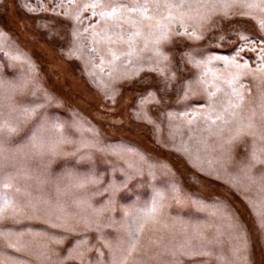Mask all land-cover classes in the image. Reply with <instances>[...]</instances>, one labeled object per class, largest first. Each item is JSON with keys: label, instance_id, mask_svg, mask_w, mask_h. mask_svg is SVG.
<instances>
[{"label": "rangeland", "instance_id": "obj_1", "mask_svg": "<svg viewBox=\"0 0 264 264\" xmlns=\"http://www.w3.org/2000/svg\"><path fill=\"white\" fill-rule=\"evenodd\" d=\"M0 81L67 141L7 146L0 264H112L129 229L123 264H264V0H0Z\"/></svg>", "mask_w": 264, "mask_h": 264}, {"label": "snow or ice", "instance_id": "obj_2", "mask_svg": "<svg viewBox=\"0 0 264 264\" xmlns=\"http://www.w3.org/2000/svg\"><path fill=\"white\" fill-rule=\"evenodd\" d=\"M152 0H146V3H151ZM95 7V4L93 5ZM115 11V9H113ZM147 11V8H145ZM104 15V13H101ZM241 40H247L245 36L240 37ZM241 50L237 49L235 56L232 57L234 61L237 57H240ZM216 59H227L226 57H216ZM16 92V87L14 85H9L6 82L0 81V179H6L11 181L14 179L12 173L21 163L19 159V152L23 149H18L12 151L8 145L16 137L17 133L20 131V123L35 117L32 120V124L28 127L24 136L20 140L25 141V148L29 149L32 153L38 155H54L59 144L67 142L65 140L56 139L55 134L59 132L60 125L51 121L46 115V110L44 105L35 104L34 107H20L23 101H17L13 99V94ZM233 94L239 96L240 94L233 89ZM242 99V97H241ZM235 107V105H233ZM222 119V115L217 117ZM19 143V141H18ZM256 164L264 165V148L261 149L260 153L253 152L251 160L247 168L244 170L245 178L253 180L255 183V178L251 176L250 169ZM261 177L264 178V171L261 172ZM92 182V181H86ZM4 208L0 207V215L3 214ZM156 211V201H153L151 212L139 213L133 212L129 215L133 218V223L138 224L141 228L143 223L148 219H153V213ZM227 216L228 223L234 231L239 232L238 224L233 220L232 213L230 211V206L221 209ZM135 238V232L129 229L127 234V239H121L117 237L115 246L113 247V260L112 264H123L122 258L125 253L131 247V240ZM18 251L20 249H17Z\"/></svg>", "mask_w": 264, "mask_h": 264}]
</instances>
